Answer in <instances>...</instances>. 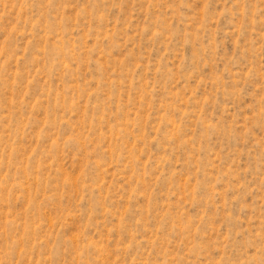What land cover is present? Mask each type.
Listing matches in <instances>:
<instances>
[{
    "label": "rangeland",
    "instance_id": "374dc122",
    "mask_svg": "<svg viewBox=\"0 0 264 264\" xmlns=\"http://www.w3.org/2000/svg\"><path fill=\"white\" fill-rule=\"evenodd\" d=\"M0 264H264V0H0Z\"/></svg>",
    "mask_w": 264,
    "mask_h": 264
}]
</instances>
